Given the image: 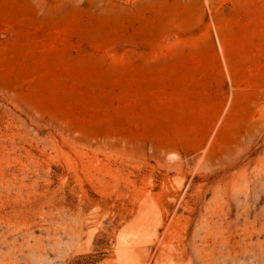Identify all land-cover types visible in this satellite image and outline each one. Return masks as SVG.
<instances>
[{"label":"rangeland","instance_id":"374dc122","mask_svg":"<svg viewBox=\"0 0 264 264\" xmlns=\"http://www.w3.org/2000/svg\"><path fill=\"white\" fill-rule=\"evenodd\" d=\"M259 174L264 0H0V264H178Z\"/></svg>","mask_w":264,"mask_h":264},{"label":"bare ground","instance_id":"6f19581e","mask_svg":"<svg viewBox=\"0 0 264 264\" xmlns=\"http://www.w3.org/2000/svg\"><path fill=\"white\" fill-rule=\"evenodd\" d=\"M262 192V174L252 180L227 183L219 189L214 203L207 204L202 219L194 225L188 241L176 249L178 264H264ZM144 217H147L146 213ZM137 227L140 229L139 224ZM146 230L157 229L154 226ZM136 237L137 234L130 236L129 240ZM125 259L126 264L137 261L129 251L125 253Z\"/></svg>","mask_w":264,"mask_h":264}]
</instances>
